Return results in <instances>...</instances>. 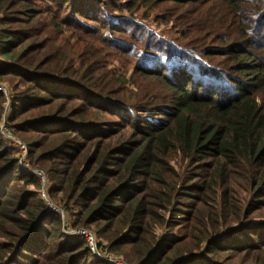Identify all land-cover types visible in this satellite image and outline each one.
<instances>
[{
  "label": "trees",
  "instance_id": "16d2710c",
  "mask_svg": "<svg viewBox=\"0 0 264 264\" xmlns=\"http://www.w3.org/2000/svg\"><path fill=\"white\" fill-rule=\"evenodd\" d=\"M0 84V264H119L3 127L116 260L264 264V0H0Z\"/></svg>",
  "mask_w": 264,
  "mask_h": 264
},
{
  "label": "built area",
  "instance_id": "2783aa9c",
  "mask_svg": "<svg viewBox=\"0 0 264 264\" xmlns=\"http://www.w3.org/2000/svg\"><path fill=\"white\" fill-rule=\"evenodd\" d=\"M0 91L4 92L7 96H8V90L7 87L3 84H0ZM9 109V107H8ZM3 134L7 139V142L11 145V146H6L8 147H14L17 151H18V155L20 157V166L29 171V172H33L34 174H36L40 180L42 181L43 184V189L41 192V196L44 199L45 203L48 206V211L52 212V213H56L60 216V218L63 220V232L70 238H74V239H83L87 244L88 247L90 249V251L96 255L97 257H105L107 260H109L110 262H115V263H119V264H125L123 262L120 261H115L113 259L112 256H110L108 253L104 252L102 249L100 250L99 247V242L97 240V237L95 236V234L87 229V228H83V227H78V228H74L73 226H71V224L67 221L65 212L57 205H55L49 198L48 193H47V176L43 171H39V170H31V166H30V160H29V150L27 145L20 141L19 139L15 138L11 131L6 128L3 127ZM30 169V170H29Z\"/></svg>",
  "mask_w": 264,
  "mask_h": 264
},
{
  "label": "rangeland",
  "instance_id": "374dc122",
  "mask_svg": "<svg viewBox=\"0 0 264 264\" xmlns=\"http://www.w3.org/2000/svg\"><path fill=\"white\" fill-rule=\"evenodd\" d=\"M170 28H171V25H165V26H161L160 27V32H163V31H166L167 32V34H169V30H170ZM3 85H5V84H3ZM6 86V85H5ZM7 87V86H6ZM8 90V89H7ZM9 109H10V107H9ZM15 137V136H14ZM15 138H17V137H15ZM17 139H19V138H17ZM20 141H22V142H24L23 140H21V139H19ZM25 143V142H24ZM7 145L8 146H11L8 142H7ZM14 150H15V152L17 153V155H18V151L14 148ZM19 156V155H18ZM30 166H32L31 164H30ZM30 170V169H29ZM36 170H38V169H36ZM40 171V170H39ZM33 173V172H32ZM47 189H48V187L50 186V182L47 180ZM41 192H42V189H41ZM242 195H245L244 194V192L242 191ZM50 200H51V198H50ZM63 210V209H62ZM64 211V210H63ZM65 212V211H64ZM65 215H66V218H67V221L71 224V226H73V224H72V222H71V220L68 218V216H67V214H66V212H65ZM80 228V227H79ZM3 241V239H0V242H2ZM3 242H5V241H3ZM100 250H101V248H100ZM104 252H106V251H104ZM110 255V254H109ZM110 256H112V255H110ZM113 257V259L117 262L118 260H116L115 258H114V256H112ZM99 259H103V260H106V261H108V262H110L109 260H107L105 257H102V258H100V257H98ZM110 263H115V262H110ZM1 264H5V262H1Z\"/></svg>",
  "mask_w": 264,
  "mask_h": 264
}]
</instances>
